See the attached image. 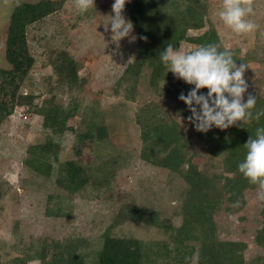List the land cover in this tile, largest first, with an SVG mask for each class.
I'll use <instances>...</instances> for the list:
<instances>
[{
    "label": "trees",
    "instance_id": "16d2710c",
    "mask_svg": "<svg viewBox=\"0 0 264 264\" xmlns=\"http://www.w3.org/2000/svg\"><path fill=\"white\" fill-rule=\"evenodd\" d=\"M67 1L27 0L13 7L6 31L8 66L0 68V128L23 103L19 91L26 86L41 56L33 52L30 28L63 11ZM211 4V0H126L123 15L133 23L138 48L122 74L127 84L125 100L101 110L94 103L83 106V100L76 96L67 106L45 96L36 111L43 116V126L57 135L76 132L72 158L60 160L61 143L55 141L33 143L27 148L25 166L44 178H53L60 188V192L47 195L46 213L71 218L74 198L98 191L99 197L103 193L107 213L102 216L107 227L96 239L74 232L40 238L26 251L27 259L38 258L41 264H264V254L247 258V242L222 239L215 218L226 202L232 205L226 207L230 211L240 210L246 191L258 188L239 172L238 165L245 158L246 141L250 136L255 138L258 128H264V114L259 120L253 118L224 130L213 126L204 133L193 125L190 129L187 117L191 113L178 96L181 92L186 95L194 85L175 78L160 59L168 45L179 50L181 42H189L197 48L216 44L221 51L230 49L237 66L249 59L263 61L257 49L242 54L241 48L224 43L211 18ZM249 16L247 19L252 21ZM204 28L199 34L191 33ZM51 64L56 78L48 88L50 92H83L89 80L80 74L77 56L61 51ZM142 83L153 97L141 102ZM207 91L204 88L200 93ZM164 95L176 98L175 114L159 101ZM252 95L256 97L251 110L255 117L264 113V93ZM129 101L134 102L133 117ZM79 114L80 129L69 124ZM133 119L140 126V157L167 174L165 184L175 194V206L170 200L153 203L148 197L137 201L135 197L117 195L114 189L112 180L117 171L133 157L128 130ZM196 140L201 145L193 150ZM8 190V180L0 175V203ZM158 195V190H152L149 197ZM127 222L157 228L166 237L144 240L118 235L116 229ZM18 228L17 223L14 229ZM255 241L264 250V223L256 229Z\"/></svg>",
    "mask_w": 264,
    "mask_h": 264
},
{
    "label": "rangeland",
    "instance_id": "374dc122",
    "mask_svg": "<svg viewBox=\"0 0 264 264\" xmlns=\"http://www.w3.org/2000/svg\"><path fill=\"white\" fill-rule=\"evenodd\" d=\"M27 0H0V68L7 67L5 55L6 31L13 7ZM114 0H94L93 7L83 14L74 7V0H68L63 11L51 15L45 21L32 25L29 36L33 52L41 54L35 68L31 71L25 87L19 91V100L15 112L0 128V175L9 182V190L0 203V264H41L40 259H27L26 251L38 239L50 236L63 237L71 232L81 233L85 237L96 239L107 227L105 217L107 213L102 196L98 191H88L86 196L77 195L74 200V216L71 218H57L47 215V195L51 192H60L53 178H44L42 175L27 168L24 158L30 144L42 141L61 143L60 160L72 158L76 132L67 131L63 135L43 126V116L37 114V108L44 100L55 98L58 103L68 105L72 96L83 100L86 104H97L101 110H106L113 104L125 100L126 82L122 81V74L137 52V39L129 43V37L120 41L117 48L111 41V32L105 31L104 24L109 22ZM212 20L220 29L222 39L231 48H241L242 54H251L257 49L258 58L263 61L249 59L244 79L249 85L244 94L264 93V0H253L254 14L252 22L256 28L249 33L236 34L224 25L219 17L222 10V0H211ZM126 17V16H125ZM250 17V16H249ZM250 17V18H251ZM247 18V17H246ZM126 19H128L126 17ZM110 29V25H109ZM206 28L192 30L199 34ZM136 36L133 29L132 34ZM195 44L181 42L179 51L196 49ZM61 51L69 52L80 60L79 72L88 77V84L83 92L72 93L60 89L55 93L48 90L56 78L53 73V58H58ZM43 52V53H42ZM140 100L152 99L153 94L145 89V83L139 85ZM172 113L175 114L176 98L164 95L158 98ZM131 106L132 117L135 114L134 102ZM138 103V101H135ZM83 110V109H82ZM23 112L28 114L23 117ZM130 114V115H131ZM182 120L181 116H178ZM80 114L71 119L78 129ZM129 125L132 156L117 172L112 180L117 195L135 197L137 201L148 197L153 203L158 201H172L177 205L174 193H170L169 185L165 184L167 174L147 164L140 157L141 139L140 126L136 120ZM190 129H194L189 124ZM83 128V127H82ZM201 145L196 140L193 150ZM202 165V164H201ZM118 191H117V189ZM152 190H158V197H149ZM258 188L246 191L245 203L238 211L226 208L231 203L226 202L216 214L219 233L222 239H237L248 243L246 252L250 260L264 250L255 241L256 229L264 223V201L258 199ZM174 199V200H173ZM232 206V205H231ZM181 219H177L179 222ZM19 224L18 230L15 225ZM118 235L136 236L144 240H157L166 237V234L157 228L139 222H127L116 229ZM15 258V259H14ZM194 260V259H193ZM190 264H197L192 261Z\"/></svg>",
    "mask_w": 264,
    "mask_h": 264
},
{
    "label": "clouds",
    "instance_id": "9594fccd",
    "mask_svg": "<svg viewBox=\"0 0 264 264\" xmlns=\"http://www.w3.org/2000/svg\"><path fill=\"white\" fill-rule=\"evenodd\" d=\"M125 4L126 0H114L113 15H109V22L104 24L105 31L110 30L111 41L117 48L125 37H129V43L137 39L131 35L133 23L123 15ZM93 6L94 0H74V7L81 14ZM252 14L253 0H222L219 17L236 34H245L256 28L246 18ZM140 39L146 41L147 37L141 36ZM160 59L175 78L194 85L186 95L181 92L178 99L188 106L191 115L187 120L196 131L207 133L213 126L224 130L253 118L259 120L264 114L257 113L253 117L251 110L256 105V97L252 94L249 93L244 101L249 87L244 73L250 66L246 63L237 66L230 49L221 51L218 45L208 44L191 51H179L168 45L161 52ZM204 88L207 93H200ZM244 146L247 151L238 170L250 183L258 186V199L264 201V128H258L255 138L250 136Z\"/></svg>",
    "mask_w": 264,
    "mask_h": 264
},
{
    "label": "built area",
    "instance_id": "2783aa9c",
    "mask_svg": "<svg viewBox=\"0 0 264 264\" xmlns=\"http://www.w3.org/2000/svg\"><path fill=\"white\" fill-rule=\"evenodd\" d=\"M22 116H23V117H27L28 114H27L26 112H23Z\"/></svg>",
    "mask_w": 264,
    "mask_h": 264
}]
</instances>
